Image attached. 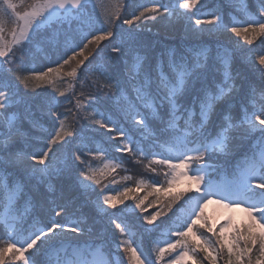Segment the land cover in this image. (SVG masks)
Returning a JSON list of instances; mask_svg holds the SVG:
<instances>
[{"label":"snow or ice","instance_id":"6c2138e0","mask_svg":"<svg viewBox=\"0 0 264 264\" xmlns=\"http://www.w3.org/2000/svg\"><path fill=\"white\" fill-rule=\"evenodd\" d=\"M90 2L0 0V264H264V0L203 16V0H148L130 18L121 0L103 18ZM185 20L213 39L148 54L144 22ZM34 43L60 53L54 66H28ZM44 81L50 92L30 87ZM97 136L122 155L91 147ZM129 162L152 175L107 189ZM209 204L249 222L217 225Z\"/></svg>","mask_w":264,"mask_h":264},{"label":"trees","instance_id":"16d2710c","mask_svg":"<svg viewBox=\"0 0 264 264\" xmlns=\"http://www.w3.org/2000/svg\"><path fill=\"white\" fill-rule=\"evenodd\" d=\"M148 0H121L122 5H126V7H121L119 10V14L122 17H128L130 18L132 12L136 9L138 5L147 3ZM165 3H169L170 0H164ZM222 0H203L204 7L201 8V11L197 13V15H205L213 10H215L216 7H218L221 4ZM225 3L228 2V0H224ZM241 3L244 2V0H240ZM255 2V0H253ZM93 5H97V7L94 9V12L96 15H99L101 18H103V15L105 12L108 11H115L114 0H91L89 4V9L93 10ZM226 19H240L239 16H236L233 12H225ZM117 25H122V19L120 21L116 22ZM147 24V27H143L140 32V39L146 46V50L149 55L153 57H158L163 54H166L167 50L176 48V47H189L192 46L197 40L204 39V40H210L213 39V37H210L208 35H204L203 37H192L187 34L185 25L187 24V20H185L183 23L170 26L167 25L166 22H144ZM237 38L232 37L231 41L225 39V43H232ZM62 51V50H60ZM59 52L55 50L54 48H50L44 44H33L32 46V52H31V63L28 65L31 68H43L46 65L54 66V62L59 58ZM53 83L56 87L63 90L67 85L62 82L61 76L53 75L51 77ZM30 87H35L39 92H44L45 90L51 91V87L48 86L47 81L44 82H37L33 85H30ZM21 91H23V88H21ZM63 111V108L61 109ZM48 127L47 124L43 125V128L46 129ZM91 147L93 148H99L105 152L108 153L109 156H120L122 154H118L114 152V149H112L109 145L103 143V138L97 136L94 138V142L92 143ZM96 164H100V160L97 159L95 161ZM219 166V165H218ZM124 167L127 169V171L119 170L118 174L116 176V179L119 181L118 184H112L107 181H105L107 185V189L114 190V191H120L122 189V186L125 184H133V181H126L121 179L123 176H132L133 179H139L141 174H143L145 177L152 175L149 173H146L142 165H134L131 162L126 163ZM223 174V170H222ZM154 179L163 181L164 177L161 174L160 176H154ZM150 182V181H149ZM134 186V184H133ZM179 186V185H178ZM177 186V187H178ZM176 187V191H182L183 187ZM46 191V188L42 186L41 192ZM99 191V189L97 190ZM137 195L144 197L146 195L145 190H140ZM153 199V196L149 195L148 199L145 201V204L148 203V201H151ZM97 200V196L95 194H91L88 196H81L77 202V206L74 209V211L78 215H82L83 218H91L94 217L95 213L98 211V209L95 206V201ZM129 205H131L134 209V205L132 204V201H126ZM154 210V208H148L146 213H151ZM177 214H180V210H177ZM136 215H139L138 210H136ZM176 217H173V220H175ZM247 224V223H246ZM244 224V225H246ZM242 226H237L236 228H241ZM167 226H162L155 234V236L152 238V242L148 243V248L151 250L152 243L159 240L163 241L167 239ZM83 240H89V237L82 238ZM94 239V237L92 238ZM111 240V237L109 236V242ZM137 243L139 244L140 241L138 240ZM113 253H115V248L113 247ZM114 264H119V257L113 256Z\"/></svg>","mask_w":264,"mask_h":264},{"label":"rangeland","instance_id":"374dc122","mask_svg":"<svg viewBox=\"0 0 264 264\" xmlns=\"http://www.w3.org/2000/svg\"><path fill=\"white\" fill-rule=\"evenodd\" d=\"M181 179L183 180V178ZM179 184L180 186L184 185L183 183ZM205 214L214 220L217 225L221 222L228 221L233 228H236L238 225L242 226L249 222L247 215L243 211H240L239 209H224L216 204H209L205 210Z\"/></svg>","mask_w":264,"mask_h":264}]
</instances>
